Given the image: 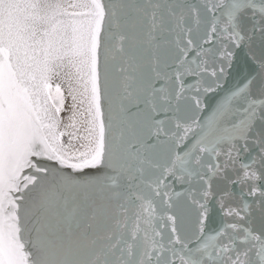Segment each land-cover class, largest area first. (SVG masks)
<instances>
[{
    "label": "snow or ice",
    "instance_id": "obj_1",
    "mask_svg": "<svg viewBox=\"0 0 264 264\" xmlns=\"http://www.w3.org/2000/svg\"><path fill=\"white\" fill-rule=\"evenodd\" d=\"M0 264H264V0H0Z\"/></svg>",
    "mask_w": 264,
    "mask_h": 264
}]
</instances>
